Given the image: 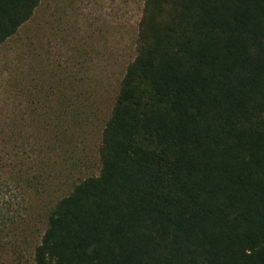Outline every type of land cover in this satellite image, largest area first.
Segmentation results:
<instances>
[{
	"label": "trees",
	"instance_id": "16d2710c",
	"mask_svg": "<svg viewBox=\"0 0 264 264\" xmlns=\"http://www.w3.org/2000/svg\"><path fill=\"white\" fill-rule=\"evenodd\" d=\"M41 1L0 0V47ZM137 28L101 172L35 241L24 189L60 136L10 141L0 264H264V0H144Z\"/></svg>",
	"mask_w": 264,
	"mask_h": 264
},
{
	"label": "rangeland",
	"instance_id": "374dc122",
	"mask_svg": "<svg viewBox=\"0 0 264 264\" xmlns=\"http://www.w3.org/2000/svg\"><path fill=\"white\" fill-rule=\"evenodd\" d=\"M143 1L42 0L0 47V160L9 163L17 134L42 140L49 117L60 136L46 155L42 184L24 189L33 241L56 203L101 172L102 134L136 56Z\"/></svg>",
	"mask_w": 264,
	"mask_h": 264
}]
</instances>
